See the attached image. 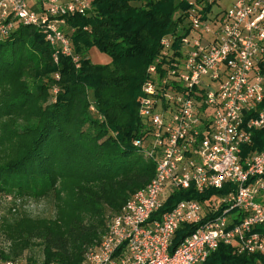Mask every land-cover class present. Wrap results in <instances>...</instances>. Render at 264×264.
I'll list each match as a JSON object with an SVG mask.
<instances>
[{"label": "trees", "instance_id": "1", "mask_svg": "<svg viewBox=\"0 0 264 264\" xmlns=\"http://www.w3.org/2000/svg\"><path fill=\"white\" fill-rule=\"evenodd\" d=\"M187 8L185 0H94L88 15L67 18L78 66L66 56L55 63L53 48L34 27L19 26L0 41V198L54 207L50 217L17 207L0 216L8 249L0 248L2 259L18 260L41 246L42 264H83L109 215L153 179L156 162L134 146L149 131L138 101L162 38L184 24ZM94 48L109 62L95 63ZM263 149L264 129L253 133L243 154ZM225 191L177 189L156 215ZM187 230L177 231L171 253ZM203 264H264V256L221 244Z\"/></svg>", "mask_w": 264, "mask_h": 264}, {"label": "built area", "instance_id": "2", "mask_svg": "<svg viewBox=\"0 0 264 264\" xmlns=\"http://www.w3.org/2000/svg\"><path fill=\"white\" fill-rule=\"evenodd\" d=\"M93 1L0 0V41L34 27L55 63L66 56L78 66L67 18L88 15ZM222 1L185 0L184 24L162 38L138 101L149 131L134 141L156 162L155 175L109 215L83 264H203L221 244L264 256V149L243 154L264 129V0H233L225 9ZM189 188L226 191L156 215L171 192ZM0 264L29 263L0 257Z\"/></svg>", "mask_w": 264, "mask_h": 264}, {"label": "rangeland", "instance_id": "3", "mask_svg": "<svg viewBox=\"0 0 264 264\" xmlns=\"http://www.w3.org/2000/svg\"><path fill=\"white\" fill-rule=\"evenodd\" d=\"M233 0H223L221 3V8H229L231 6V3ZM219 9V8H218ZM90 58L95 62V63H103L105 61H109V58L100 53L97 49H92L89 53ZM57 90L55 92L57 93ZM148 127L145 126V130ZM144 130V131H145ZM11 207H17L18 210L20 211H25L31 216H52L54 212V207L53 205L46 200H41V201H13L10 198H0V216L7 214L9 208ZM0 248L3 249V252L7 253V245L5 242L2 240V237L0 236ZM18 260L29 263V264H42L43 261L45 260V253L43 252V249L41 246H35L32 247L31 249H26L20 256L17 257Z\"/></svg>", "mask_w": 264, "mask_h": 264}, {"label": "crops", "instance_id": "4", "mask_svg": "<svg viewBox=\"0 0 264 264\" xmlns=\"http://www.w3.org/2000/svg\"><path fill=\"white\" fill-rule=\"evenodd\" d=\"M109 61H105V62H103V63H108ZM102 63V62H101Z\"/></svg>", "mask_w": 264, "mask_h": 264}]
</instances>
